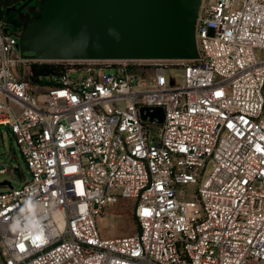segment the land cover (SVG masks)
Returning a JSON list of instances; mask_svg holds the SVG:
<instances>
[{
  "label": "built area",
  "instance_id": "2783aa9c",
  "mask_svg": "<svg viewBox=\"0 0 264 264\" xmlns=\"http://www.w3.org/2000/svg\"><path fill=\"white\" fill-rule=\"evenodd\" d=\"M6 23L0 126L31 176L0 192V264H264V0H203L198 60L55 62L39 96ZM121 201L139 231L104 239Z\"/></svg>",
  "mask_w": 264,
  "mask_h": 264
},
{
  "label": "water",
  "instance_id": "95a60500",
  "mask_svg": "<svg viewBox=\"0 0 264 264\" xmlns=\"http://www.w3.org/2000/svg\"><path fill=\"white\" fill-rule=\"evenodd\" d=\"M202 5L203 0H21L6 10L22 11L21 26L5 33L24 62L192 61L200 58ZM142 117L161 125L164 110L143 109ZM13 174L22 179L19 169ZM0 186L13 188L8 181Z\"/></svg>",
  "mask_w": 264,
  "mask_h": 264
},
{
  "label": "rangeland",
  "instance_id": "374dc122",
  "mask_svg": "<svg viewBox=\"0 0 264 264\" xmlns=\"http://www.w3.org/2000/svg\"><path fill=\"white\" fill-rule=\"evenodd\" d=\"M261 57L262 54L258 53ZM32 62L21 64L18 68V74L23 77L29 74V66ZM45 87L42 91L36 90V95L47 92ZM7 169L6 174H0V183L11 182L15 188L20 187L24 181L30 178V172L27 163L21 153L20 147L14 135L6 126H0V170ZM19 169L22 179L19 180L13 170ZM10 188L1 187L0 192L8 191ZM135 204L132 201H122L113 209L107 210L106 215L98 220V227L104 239H116L137 235L139 231L135 219Z\"/></svg>",
  "mask_w": 264,
  "mask_h": 264
},
{
  "label": "trees",
  "instance_id": "16d2710c",
  "mask_svg": "<svg viewBox=\"0 0 264 264\" xmlns=\"http://www.w3.org/2000/svg\"><path fill=\"white\" fill-rule=\"evenodd\" d=\"M18 1L19 0H0V19H5L7 8ZM63 70V64L31 63L29 66V74L25 78L28 79L33 86L51 87L54 85L52 78L61 74Z\"/></svg>",
  "mask_w": 264,
  "mask_h": 264
},
{
  "label": "flooded vegetation",
  "instance_id": "af4514ba",
  "mask_svg": "<svg viewBox=\"0 0 264 264\" xmlns=\"http://www.w3.org/2000/svg\"><path fill=\"white\" fill-rule=\"evenodd\" d=\"M20 4H21V0H19L17 3L12 5L11 7L19 6ZM33 4H34V2H30L28 5L33 6ZM37 11H39V10L37 9ZM21 13H22V11L21 12H10L9 14L6 12V17H5L6 21H7L6 29H9L11 32L19 30L21 25L19 24V22L17 20V16Z\"/></svg>",
  "mask_w": 264,
  "mask_h": 264
},
{
  "label": "crops",
  "instance_id": "0c3cea01",
  "mask_svg": "<svg viewBox=\"0 0 264 264\" xmlns=\"http://www.w3.org/2000/svg\"><path fill=\"white\" fill-rule=\"evenodd\" d=\"M0 100H1V101H4V100H5V98H4V97H2V96L0 95Z\"/></svg>",
  "mask_w": 264,
  "mask_h": 264
}]
</instances>
